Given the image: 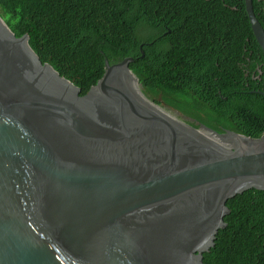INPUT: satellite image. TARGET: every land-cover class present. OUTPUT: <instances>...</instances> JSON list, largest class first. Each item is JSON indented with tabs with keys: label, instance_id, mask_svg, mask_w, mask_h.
I'll return each mask as SVG.
<instances>
[{
	"label": "water",
	"instance_id": "95a60500",
	"mask_svg": "<svg viewBox=\"0 0 264 264\" xmlns=\"http://www.w3.org/2000/svg\"><path fill=\"white\" fill-rule=\"evenodd\" d=\"M28 39L0 17V264H203L227 201L264 190V135L194 127L133 57L81 95Z\"/></svg>",
	"mask_w": 264,
	"mask_h": 264
},
{
	"label": "trees",
	"instance_id": "16d2710c",
	"mask_svg": "<svg viewBox=\"0 0 264 264\" xmlns=\"http://www.w3.org/2000/svg\"><path fill=\"white\" fill-rule=\"evenodd\" d=\"M219 8V0H0V17L17 37L27 34L40 60L78 86L81 95L103 77L106 59L114 64L133 57L129 67L145 97L176 108L196 128L204 124L219 133L260 138L264 95L252 80L246 85L242 65L250 50L259 62L264 52L243 1L236 21ZM254 11L264 27L257 0ZM228 23L230 33H244L225 34ZM164 31L174 42L169 47L161 40ZM188 48L197 49L198 60ZM216 50H221L219 62ZM227 206L226 226L204 253L203 264H264V190H246Z\"/></svg>",
	"mask_w": 264,
	"mask_h": 264
},
{
	"label": "flooded vegetation",
	"instance_id": "af4514ba",
	"mask_svg": "<svg viewBox=\"0 0 264 264\" xmlns=\"http://www.w3.org/2000/svg\"><path fill=\"white\" fill-rule=\"evenodd\" d=\"M219 1H220V8L219 9L221 10V12H225V13H228V14H232L233 17H234V21H236L237 14H238V12L241 9L242 1L244 2V6L246 8V2H245V0H219ZM257 1H258V15L264 21V5H263L264 4V0H257ZM253 7H254V0H253ZM229 26H231V23H228V25L225 26L226 27V30L224 31V33L230 35V37H232V38L233 37H237L239 34L242 35L244 33V30L243 29H242V31H237V32L230 33L231 30H233V29H231V27H229ZM148 28H150V27L148 26ZM164 28H165V26H162L161 27V31ZM142 30H145V27H142ZM167 33H168V31L167 32L166 31L162 32L161 40L165 44L166 47H169L170 45H173L174 42L171 41L170 37L167 36ZM221 36H223V35H221ZM218 40H222L220 36L218 37ZM246 40L247 41H250V38H246ZM143 44L141 45V51L143 50V48H142ZM142 53H144V50H143ZM186 53H190V54L193 53L195 60H198V58H199V57L196 56V54L198 53L197 49H193V48L189 49L188 48L187 51H186ZM213 53H214V56H216L215 59L219 62V57L218 56L221 53V50L213 51ZM210 59L213 61L212 54H211V58ZM246 59H247V62H243V65H242V67H244L243 69L245 70V77L248 79L246 85L247 86H250L251 85V82L249 80H252L255 83V85H256L257 92L258 91L264 92V61L259 62L258 56H256L254 54V50H250L249 51V55L246 57ZM218 62H217V64H218ZM253 63H258L257 68L252 69L251 67H248L249 64H253ZM180 64L183 65L182 62H181V60H180ZM214 72H215V69H213L211 72H209V74H212ZM173 109L178 114L180 113V111L177 110L176 108H173ZM183 116L187 120L192 121V119L190 117H187L184 114H183Z\"/></svg>",
	"mask_w": 264,
	"mask_h": 264
},
{
	"label": "bare ground",
	"instance_id": "6f19581e",
	"mask_svg": "<svg viewBox=\"0 0 264 264\" xmlns=\"http://www.w3.org/2000/svg\"><path fill=\"white\" fill-rule=\"evenodd\" d=\"M15 41V40H14Z\"/></svg>",
	"mask_w": 264,
	"mask_h": 264
},
{
	"label": "clouds",
	"instance_id": "9594fccd",
	"mask_svg": "<svg viewBox=\"0 0 264 264\" xmlns=\"http://www.w3.org/2000/svg\"><path fill=\"white\" fill-rule=\"evenodd\" d=\"M252 26V25H251Z\"/></svg>",
	"mask_w": 264,
	"mask_h": 264
}]
</instances>
